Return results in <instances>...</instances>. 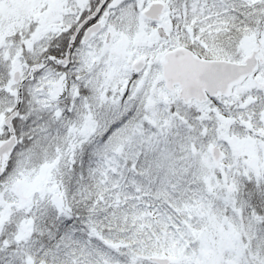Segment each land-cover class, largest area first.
Wrapping results in <instances>:
<instances>
[{"label":"snow or ice","instance_id":"obj_1","mask_svg":"<svg viewBox=\"0 0 264 264\" xmlns=\"http://www.w3.org/2000/svg\"><path fill=\"white\" fill-rule=\"evenodd\" d=\"M0 264H264V0H0Z\"/></svg>","mask_w":264,"mask_h":264}]
</instances>
